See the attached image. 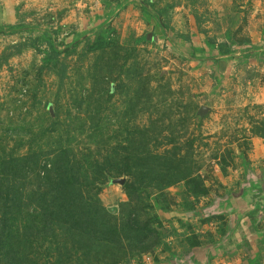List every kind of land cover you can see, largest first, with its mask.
Here are the masks:
<instances>
[{"label": "rangeland", "instance_id": "rangeland-1", "mask_svg": "<svg viewBox=\"0 0 264 264\" xmlns=\"http://www.w3.org/2000/svg\"><path fill=\"white\" fill-rule=\"evenodd\" d=\"M0 264H264V0H0Z\"/></svg>", "mask_w": 264, "mask_h": 264}, {"label": "crops", "instance_id": "crops-1", "mask_svg": "<svg viewBox=\"0 0 264 264\" xmlns=\"http://www.w3.org/2000/svg\"><path fill=\"white\" fill-rule=\"evenodd\" d=\"M181 8H182V6L177 7L174 10L175 15L174 14L171 15V17L173 18L174 21L175 20L178 21L177 18H179L180 14H183V12H181V13L178 12L179 10H181ZM187 12H188V10H186L184 8L185 20H183L181 22L178 21L179 22L178 25L172 24V26H174V28H170L169 31H167L168 37H169L170 41L172 42V44H176V43L188 44L189 37L192 38L193 41H200L202 39V36L200 34L194 32V30H195L194 27H188V25L189 24L192 25V23L190 21V18L187 15ZM187 27H188V29H187ZM189 30H193V32L191 34H189ZM233 46H234L233 48L235 49L234 53L222 55L220 58L221 60H218L217 62H215V65H217V69H218L219 73L222 72L224 65L228 64L227 59H229V61L232 64L244 60L245 53H244V51L240 50V48L243 49V46L242 45H236V44H234ZM240 56H242L243 58L242 59L236 58V57H240ZM210 59L213 60V58L209 56L207 61L209 62ZM209 63H211V62H209ZM229 67H231V66H229Z\"/></svg>", "mask_w": 264, "mask_h": 264}, {"label": "trees", "instance_id": "trees-1", "mask_svg": "<svg viewBox=\"0 0 264 264\" xmlns=\"http://www.w3.org/2000/svg\"><path fill=\"white\" fill-rule=\"evenodd\" d=\"M15 26H16V27H21V23H20V24H17V23H16Z\"/></svg>", "mask_w": 264, "mask_h": 264}]
</instances>
